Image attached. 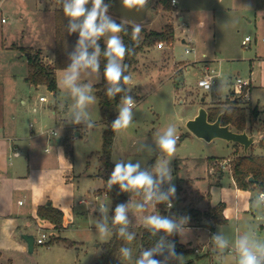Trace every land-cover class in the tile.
Instances as JSON below:
<instances>
[{"label":"rangeland","instance_id":"rangeland-1","mask_svg":"<svg viewBox=\"0 0 264 264\" xmlns=\"http://www.w3.org/2000/svg\"><path fill=\"white\" fill-rule=\"evenodd\" d=\"M177 1L178 15L175 19L174 14L165 11L157 0H153L148 19L143 23L121 18L110 8L106 13L114 21L121 20L134 26L139 24L141 30L146 32H162L170 28L176 30L172 51L163 42L164 49L159 47L158 43L144 48L138 56L137 64L129 76L131 79L126 83L128 90L133 93L132 119L127 128L117 129L112 162L122 166L138 165V172L148 173L154 182L160 180L159 166L169 169L170 178L161 180L158 184L160 187L154 183L153 192L164 193L167 188L165 186L174 187L176 191L177 186L182 185L179 193H169L166 200L159 202L155 198L148 200L143 189L127 187V223L120 224V229L132 239H128L125 246L129 255L119 254L114 258L113 264H137L141 250L140 237L143 228L151 227L147 222L150 216L168 218L179 227L197 225L193 221L189 223L188 220L192 218L187 212L195 210L202 197L198 194L200 192H194L186 186L193 180L197 186L194 189L200 190L201 193L207 191L208 183L203 179L207 177V159L218 157L226 162L228 159L233 161L235 153L233 144L224 140L216 139L211 143L200 140L187 128V123L195 118L203 106L207 110L223 108L227 107L230 101L239 100L234 91L238 78L251 81L247 97L243 100L241 98V105L258 108L260 112L254 132L257 136L264 135V0ZM178 16H184L185 20L179 21ZM107 32L109 38L114 35ZM141 35L143 36V33ZM248 36L252 38V42L245 47L242 42ZM189 38H193V43L189 42ZM21 46L16 45L15 49L22 55L26 48L31 49ZM187 49L191 51L190 54L186 53ZM123 60L117 59L121 69ZM205 65L209 66L210 73L219 75L209 91L198 87V81L205 74ZM71 75H75V80L66 82V77ZM57 83V96L46 87L32 89L26 84L19 86L17 95L13 96L15 102L12 103L21 132L49 134V145L64 147L68 155L73 151L77 171L94 174L101 168L102 138L106 130L94 89L102 83V75L96 70H76L75 73L71 70H59ZM74 87L81 89L91 99L80 104L79 94L73 91ZM41 97L46 101L42 102ZM124 99L116 108L118 117L120 109L124 106ZM21 100L26 103L22 104ZM169 126L176 127L179 137L176 150L171 156L161 151L157 143L159 136L163 135ZM53 132L60 136H52ZM254 132L249 131L252 135ZM58 138L62 139L61 143H58ZM242 153L243 151L240 152ZM256 153H261L259 147H256ZM226 175L224 184L230 188L232 181L229 179V169ZM214 191L215 196L217 192L220 194L219 189ZM228 193L225 197L227 200L232 197L230 192ZM205 194L203 196H206ZM259 194L253 192L252 198ZM167 203H172L173 206L169 208ZM96 206L89 207V221L87 218L83 219L81 224L75 226L78 231L75 229L76 233L71 232L69 236L82 243L79 250L63 253L56 247L53 249L55 252H52L47 250L46 246L36 244V252L28 256L38 264H101L100 248L97 245L109 242L113 237L114 205L109 197H102ZM254 210L255 225L260 226L264 223V205L260 200ZM99 213H102V216ZM101 226L106 229L103 234L100 232ZM210 237L208 230L204 228H181L179 240L186 246H198L209 241ZM253 239H259V243L252 250L254 253H260L258 246H264V232L257 231ZM233 254L239 257L240 262V255H237V252ZM231 255L227 254L229 262ZM197 258L195 254H189L182 256L181 261L196 259L197 264H212L207 258ZM228 264L235 263L231 261Z\"/></svg>","mask_w":264,"mask_h":264},{"label":"crops","instance_id":"crops-1","mask_svg":"<svg viewBox=\"0 0 264 264\" xmlns=\"http://www.w3.org/2000/svg\"><path fill=\"white\" fill-rule=\"evenodd\" d=\"M68 2L70 0H0V264H38L28 256L36 252L37 243L35 241L33 253H29L28 245L22 238L25 234L37 238L40 232H48L51 238L42 246H46L47 250L52 252H55L53 249L56 247L63 253L74 249L79 250L82 243L75 237L69 238L71 232L76 233L75 229L78 231L75 226L81 224L83 219L87 218L89 221V207H97L102 197L108 198L106 183L99 177L102 166L94 174L77 171L73 151H70L71 155H68L64 147L49 145V134H22L19 120L13 111L12 102H15L13 96L17 95L19 86L26 84L32 89L46 87L44 85L35 87L26 81L28 63L25 56L16 50L15 46L22 47L23 45L34 51H40L43 54V61L48 65H53L55 60V13L57 10L64 9L65 3ZM174 8L172 13L175 19L178 15L177 5ZM160 13L158 10L159 15ZM3 17L7 19L6 23L1 22ZM178 20L184 21L185 17L178 16ZM108 39L106 31V43ZM183 42L185 43L186 39ZM189 42L193 43V38H189ZM173 46L174 43L168 45L171 51ZM189 68L190 65L187 69ZM207 69L210 70L209 66L205 65V70ZM58 72L59 70L57 74ZM21 103L26 102L21 100ZM254 129L255 125L252 127L253 132ZM61 141L62 139L58 138V143ZM231 144L234 146L235 159L236 153L240 154L243 147L239 144ZM256 147H259L258 143H255L250 151L256 155H263L262 149H260L261 153H256ZM223 160L218 157L207 159V177H203L208 183L207 191L201 193L200 190L194 189L197 186L193 180L189 181L186 187L194 192H200L198 194L200 198L202 197L195 210L204 213L209 208L221 205L225 222L219 224L205 217L192 218L188 221L190 224L191 221L197 224L193 227H179L176 224L177 237L178 242L187 249L194 250L193 254L199 259L207 258L212 264H228L231 261L238 264L239 257L233 254L237 252V255L241 257L238 242L247 238L250 246L254 248L259 243V239L256 241L253 239L257 231L264 232V223L260 226L255 225L254 206L260 194L252 198L254 191L239 189L233 179L229 164L226 163L225 169L216 165L217 161ZM228 169L229 179L232 181L230 188L224 184ZM180 186L182 185L177 186L175 192L179 193ZM165 187L170 189L168 186ZM215 189L220 190L217 196H215ZM228 192L232 196L229 200L225 198ZM44 205L53 206L64 213L62 230H57L55 225L38 216L39 208ZM99 215L102 216V213ZM181 228H204L208 230L209 235L210 232L215 235L217 232L216 236L220 241L225 242L224 246H220V241L212 243L211 237L209 241L202 242L198 246H186L179 240ZM84 229H86L85 226ZM109 242L98 243L100 258L102 246ZM197 249L201 251L196 253ZM227 254H232L230 262L227 260ZM100 263L103 264L102 260Z\"/></svg>","mask_w":264,"mask_h":264},{"label":"trees","instance_id":"trees-1","mask_svg":"<svg viewBox=\"0 0 264 264\" xmlns=\"http://www.w3.org/2000/svg\"><path fill=\"white\" fill-rule=\"evenodd\" d=\"M111 1L112 0H103V3L108 5ZM157 1L162 5L165 11H174L175 6L173 5L172 0ZM92 6L91 0H89L86 8L90 10ZM82 22L83 17L73 19L65 15L64 9L56 11L54 63L53 65L46 64L42 59L40 51H36L34 53L32 49L26 48L24 50V56L28 63V76L26 81L35 87L44 85L51 92H53L55 96H57L59 93L57 71L70 70L71 65L78 60L82 52H86L89 58L95 54L98 67L85 65L81 62L76 70H96L102 75V83L94 87L95 95L99 101L101 118L106 124V130L102 138V152L100 154V163L102 168L99 171V177L105 181L106 193L113 201L114 207L112 217L114 218L117 206L123 205L127 208L128 198L126 196V190L128 186L122 188L119 182L112 185H109L108 183L116 167V164L112 162V154L117 129H114L112 125L116 119H118L116 108L121 104L124 98L132 97L133 93L128 90L126 83L122 78L118 85L121 91L112 96L109 95V90L113 86L105 78V67L109 62V57L105 55L108 50L106 32L99 37L81 38L80 25ZM115 22L122 25V31L118 33V35L127 49L122 64L123 76H130V73L137 64L138 56L144 48L152 47L155 44L163 42L168 45H172L175 42L174 28H170L168 31L164 30L163 32H146L141 30L138 34V38L134 40V25L121 20H115ZM73 28H75V30H73ZM142 33L143 36L141 35ZM243 99L244 98L242 97V100ZM242 100L241 98L239 100H233L228 103L227 107H216L208 110L209 120L214 122L217 120L219 115L223 113V125H230L234 131L239 133L246 130L248 132L251 131L252 127L258 120L259 110L258 108H247L242 106ZM258 145L260 149L264 151V139H261L258 142ZM236 155L237 157L230 163V167L237 187L242 190H250L258 193L264 192V154L256 155L249 151L248 155H245L244 152L242 154L236 153ZM251 178L253 181H251ZM124 183L126 184V182ZM164 193L169 195V189L165 188ZM187 214L190 218L194 219L205 217L219 224L225 222L223 218V207L221 205L216 208H209L204 213L191 209L187 212ZM38 216L41 219L55 225L57 230L63 229L64 213L61 210L54 208L53 206L44 205L39 208ZM112 232V240L108 244L102 246L101 260L103 264H113L114 258H116L119 254L124 255L121 250L125 249L128 241L127 235L122 233L120 229V224L115 223L114 221L112 223ZM177 233L176 229L172 233H167L162 230H155L152 227L143 228L140 237L141 250L139 252L137 262L142 259L145 251H152L153 249H157L163 245H168L177 246L180 251L175 257L160 264H197L196 259H190L186 262L181 261L182 256L193 254L194 250L186 249L183 245H181L178 242Z\"/></svg>","mask_w":264,"mask_h":264},{"label":"clouds","instance_id":"clouds-1","mask_svg":"<svg viewBox=\"0 0 264 264\" xmlns=\"http://www.w3.org/2000/svg\"><path fill=\"white\" fill-rule=\"evenodd\" d=\"M88 3L89 0H70V2L65 3L64 5V13L66 16L73 19L83 17V22L80 25L81 38L99 37L106 31L114 34L107 41L108 50L105 53V55L109 57V62L105 67V78L113 86L109 90V95L112 96L115 93L121 91L118 85L122 78L125 83H128L131 79V77L129 76H123L122 69L119 63H117V59H124L127 51L120 37L118 35H115L116 33H120L122 31V25L117 24L114 20L106 15L109 5H105L103 3V0H91L93 6L90 10L86 8V5ZM172 3L175 4L176 0H172ZM122 4L127 9H134L137 12H140L147 4V0H122ZM73 30H75V28H73ZM140 31V25L137 24L133 28L134 40L138 38V34L140 33ZM81 62H83L85 65L98 67L95 54L91 58H89L86 52H82L78 60H76L71 65L70 70L75 73L78 65ZM75 78V75L68 76L66 77V82L73 81L75 80ZM73 91L79 94L80 104H83L85 101L91 99V97L85 95L84 92L79 88L74 87ZM133 103L134 101L131 97H126L124 99V106L120 109L119 117L112 125L114 129L127 128L129 126L132 119L131 107L133 106ZM78 119L79 117H77V120ZM176 133V127L169 126L164 134L159 136L157 141L160 150L170 156L174 154L176 150L177 140L179 139ZM138 167V165L122 166L120 164H117L112 173L111 179L108 181L109 185L119 182L122 188L131 186L132 188L143 189L146 192V198L148 200H152L154 198L158 202L166 200L168 198V194L153 192V187L154 183L155 185H158L164 178H170V170L164 166H159L158 172L160 175V180L154 182L153 178L148 173L138 172ZM124 182H126V184ZM169 193L174 194L175 188H170ZM125 213V206H117V208L115 209L114 222L118 224H126L127 217ZM147 222L152 226L153 229L158 231L162 230L167 233H172L176 229V224L172 220L160 216H150L148 217ZM121 231L123 233V230ZM100 232L103 234L106 232V229L101 226ZM128 239L131 240L132 237L128 236ZM224 243L225 242L220 241V246L223 247ZM238 248L241 253L239 264H261V261L264 260V246H258V250L261 253V256L258 258V256L252 250V247L250 246L247 238H244L238 242ZM121 251L125 256L129 255L128 249L125 248ZM153 251H156V249H153L152 251H145L143 253L142 259H140L137 264H160L159 261L150 258L153 254Z\"/></svg>","mask_w":264,"mask_h":264},{"label":"water","instance_id":"water-1","mask_svg":"<svg viewBox=\"0 0 264 264\" xmlns=\"http://www.w3.org/2000/svg\"><path fill=\"white\" fill-rule=\"evenodd\" d=\"M108 5L115 15L134 23H143L148 19V13L153 6V0H147V4L140 12L125 8L122 4V0H112ZM203 102H205V99H203ZM222 120L223 113L219 115L217 120L211 122L209 120V111L203 106L199 109L195 118L187 123V128L196 137L208 143L216 139H221L229 143L239 144L243 147L245 155H248L250 148L262 139V136L251 135L247 130L242 133L236 132L230 125H223ZM251 181H253L252 178ZM22 238L28 245L29 253H33L36 238L33 235L26 234L23 235ZM179 251L177 246L163 245L157 248L156 251H153L150 258L164 263L175 257Z\"/></svg>","mask_w":264,"mask_h":264},{"label":"built area","instance_id":"built-area-1","mask_svg":"<svg viewBox=\"0 0 264 264\" xmlns=\"http://www.w3.org/2000/svg\"><path fill=\"white\" fill-rule=\"evenodd\" d=\"M176 4H177V0H176V3L173 4V5L176 6ZM1 22L2 23H6L7 19L4 18V17L1 18ZM262 41L264 42V39H262ZM250 42H252V38L250 36H248V37H246L243 40L242 44H243V46L247 47ZM158 46L163 48L164 47V43H161V44L159 43ZM186 53L190 54L191 51L187 49ZM218 76L219 75H214V74L210 73V70H208V69L205 70L204 76L198 81V87L203 89V90H205V91L211 90L213 85H214V83H215V80H216V78ZM250 86H251V81L250 80H244L242 78H238L236 80L235 90L234 91L239 96L238 99H240L242 97L243 98L247 97L249 89H250ZM244 92H245V94H244ZM40 100L42 102L46 101V99L44 97H41ZM133 106H134V104H133ZM31 127H32V125H31ZM51 135L54 136V137H59L60 136V134H57V132H53ZM231 162H232L231 160H228V162H226L224 160L223 161H217L216 165L219 166L221 169H225V167L227 165L226 163H228L229 166H231V164H230ZM107 197H108V195H107ZM259 197H260L259 200H260L261 204L264 205V192L260 193ZM166 205L169 208H171L173 206L172 203H167ZM102 207H104V205H102ZM210 235H211V242L212 243H218L220 241V239L213 232H210ZM49 238H51L50 234L48 232H44L43 231V232H41L39 234V237L36 238V243L39 244V245L45 244V242ZM200 251H201L200 249L199 250L197 249L196 253H199ZM230 252H232V251L230 250ZM255 254L258 256V258L261 256V253H255ZM261 264H264V260L261 261Z\"/></svg>","mask_w":264,"mask_h":264}]
</instances>
